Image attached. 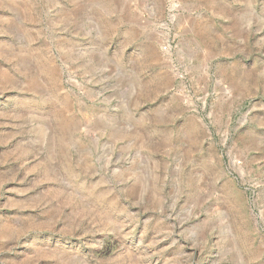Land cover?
Returning a JSON list of instances; mask_svg holds the SVG:
<instances>
[{
    "label": "rangeland",
    "instance_id": "rangeland-1",
    "mask_svg": "<svg viewBox=\"0 0 264 264\" xmlns=\"http://www.w3.org/2000/svg\"><path fill=\"white\" fill-rule=\"evenodd\" d=\"M0 264H264V0H0Z\"/></svg>",
    "mask_w": 264,
    "mask_h": 264
}]
</instances>
